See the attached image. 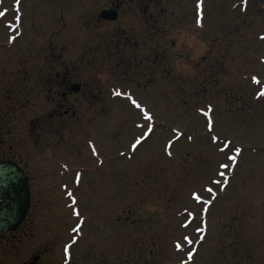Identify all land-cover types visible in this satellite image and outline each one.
I'll return each instance as SVG.
<instances>
[{"label":"rangeland","instance_id":"obj_1","mask_svg":"<svg viewBox=\"0 0 264 264\" xmlns=\"http://www.w3.org/2000/svg\"><path fill=\"white\" fill-rule=\"evenodd\" d=\"M198 3L2 0L1 58L33 62L36 167L73 171L38 177L20 261L264 264V7ZM63 73L99 101L58 106Z\"/></svg>","mask_w":264,"mask_h":264},{"label":"flooded vegetation","instance_id":"obj_2","mask_svg":"<svg viewBox=\"0 0 264 264\" xmlns=\"http://www.w3.org/2000/svg\"><path fill=\"white\" fill-rule=\"evenodd\" d=\"M1 5L2 0H0ZM105 9L115 10L118 14L117 19L119 18V11L116 8L107 7ZM100 20L115 21L102 17H100ZM11 26L16 27L15 25ZM2 48L3 45L0 42V161L14 163L24 172L29 187L30 203L26 216L17 229L6 233L0 232V264H40L42 256L29 249V254L26 253V257L21 261L19 259L20 241L28 240L34 234L36 205H39L35 200V184L40 179L39 176L52 177L59 174L61 177L58 180L59 184L62 183V187L66 188V179L62 177L70 176L73 171H70L67 167L68 163L66 161L62 164L64 168L58 170L51 167H36V155L40 154L36 151V146L39 145L40 140L36 139L38 125L35 123L33 116V62L29 60L30 56L28 55L26 59L19 58L18 61L16 60L17 63L15 62V64L17 65L13 68L11 65L13 60L5 62L2 60ZM3 63L6 65L5 68L2 66ZM4 69L5 73H3ZM58 78L60 82L57 84L59 86L57 97L61 98L58 106H67L71 109L76 106L73 103L76 100L77 102L89 103L93 107V102L99 101L95 95L85 97L83 85L70 82L69 73L58 74ZM71 98H74V101ZM13 121L15 123H12ZM100 163H103V161H100ZM75 171V178L73 177L75 183H73L76 185L81 183L83 169H75ZM41 180H43V177ZM50 181H53L52 178H50ZM66 191L71 195L74 188Z\"/></svg>","mask_w":264,"mask_h":264},{"label":"water","instance_id":"obj_3","mask_svg":"<svg viewBox=\"0 0 264 264\" xmlns=\"http://www.w3.org/2000/svg\"><path fill=\"white\" fill-rule=\"evenodd\" d=\"M264 7V0H258ZM100 16L115 20V10L105 9ZM30 194L24 172L14 163L0 161V232L17 229L29 208Z\"/></svg>","mask_w":264,"mask_h":264},{"label":"snow or ice","instance_id":"obj_4","mask_svg":"<svg viewBox=\"0 0 264 264\" xmlns=\"http://www.w3.org/2000/svg\"><path fill=\"white\" fill-rule=\"evenodd\" d=\"M202 4H203V0H199V3H198V5H197V7H198V8L201 7ZM257 83H259V81H257ZM117 95H119V93H117ZM261 95H264V93H262ZM132 103L135 104L136 107H140V105L137 104L135 100H133ZM146 118H147L148 120H151V119H152V117H150V116H146ZM137 143H139V141H137ZM133 148H135V145H133ZM222 150H223V149H222ZM230 159H235V157H230ZM222 167H228V165L225 164V165H222ZM209 191H211V189H209ZM196 199H199V197H196ZM73 231H79V229H78V228H77V229H73ZM73 243H75V241H73ZM71 246H72V245H68V246L66 247L65 251H67L69 248H71Z\"/></svg>","mask_w":264,"mask_h":264}]
</instances>
